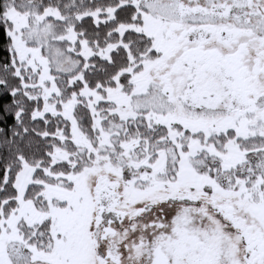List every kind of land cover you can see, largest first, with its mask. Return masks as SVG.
<instances>
[{
	"label": "snow or ice",
	"instance_id": "obj_1",
	"mask_svg": "<svg viewBox=\"0 0 264 264\" xmlns=\"http://www.w3.org/2000/svg\"><path fill=\"white\" fill-rule=\"evenodd\" d=\"M0 264H264V0H0Z\"/></svg>",
	"mask_w": 264,
	"mask_h": 264
},
{
	"label": "trees",
	"instance_id": "obj_2",
	"mask_svg": "<svg viewBox=\"0 0 264 264\" xmlns=\"http://www.w3.org/2000/svg\"><path fill=\"white\" fill-rule=\"evenodd\" d=\"M4 55L3 52V41H0V57H2Z\"/></svg>",
	"mask_w": 264,
	"mask_h": 264
}]
</instances>
